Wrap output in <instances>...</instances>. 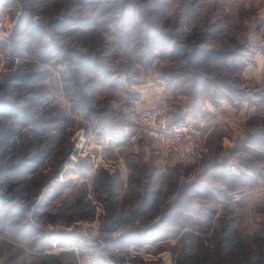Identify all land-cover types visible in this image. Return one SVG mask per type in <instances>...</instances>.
<instances>
[{
    "label": "rangeland",
    "instance_id": "374dc122",
    "mask_svg": "<svg viewBox=\"0 0 264 264\" xmlns=\"http://www.w3.org/2000/svg\"><path fill=\"white\" fill-rule=\"evenodd\" d=\"M263 55L264 0H0V264H264Z\"/></svg>",
    "mask_w": 264,
    "mask_h": 264
},
{
    "label": "built area",
    "instance_id": "2783aa9c",
    "mask_svg": "<svg viewBox=\"0 0 264 264\" xmlns=\"http://www.w3.org/2000/svg\"><path fill=\"white\" fill-rule=\"evenodd\" d=\"M137 121L143 132L154 138L165 154L195 160L205 150L204 126L189 119L178 120L170 103L158 101L142 106L137 111Z\"/></svg>",
    "mask_w": 264,
    "mask_h": 264
},
{
    "label": "crops",
    "instance_id": "0c3cea01",
    "mask_svg": "<svg viewBox=\"0 0 264 264\" xmlns=\"http://www.w3.org/2000/svg\"><path fill=\"white\" fill-rule=\"evenodd\" d=\"M264 56V55H263ZM260 64H259V66L261 65V66H263V63H264V58L263 59H261L260 58ZM177 94H175V98H178L177 96H176ZM179 96V95H178ZM153 97V99L152 100H156V101H161L162 100V97H161V95L159 94V93H157L156 95H154V96H152ZM177 101V103H178V100H176ZM202 105V104H201ZM197 106H198V104L196 105V107L194 106V108H193V106H192V108L193 109H187V106H183V107H179L178 108V112H177V114H176V118L178 119V120H182V119H189V120H194L195 122H197L198 124H200V125H203L202 123H204V121L205 120H207V118H205V117H199V115L200 114H195V113H193L194 111L195 112H198L197 110ZM202 107H205V105H202ZM227 108V107H226ZM209 110V109H208ZM215 119V118H214ZM198 121H200V122H198ZM209 122V121H208ZM143 131V130H142Z\"/></svg>",
    "mask_w": 264,
    "mask_h": 264
},
{
    "label": "trees",
    "instance_id": "16d2710c",
    "mask_svg": "<svg viewBox=\"0 0 264 264\" xmlns=\"http://www.w3.org/2000/svg\"><path fill=\"white\" fill-rule=\"evenodd\" d=\"M74 260H75V258H74Z\"/></svg>",
    "mask_w": 264,
    "mask_h": 264
}]
</instances>
